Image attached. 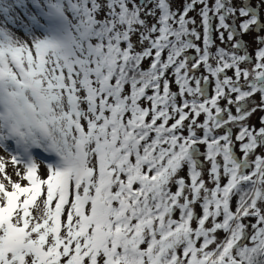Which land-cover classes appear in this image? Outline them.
<instances>
[{"label": "snow or ice", "instance_id": "1", "mask_svg": "<svg viewBox=\"0 0 264 264\" xmlns=\"http://www.w3.org/2000/svg\"><path fill=\"white\" fill-rule=\"evenodd\" d=\"M33 3L61 37L0 23V108L39 99L72 163L11 157L26 186L0 182V264H264V0Z\"/></svg>", "mask_w": 264, "mask_h": 264}, {"label": "rangeland", "instance_id": "2", "mask_svg": "<svg viewBox=\"0 0 264 264\" xmlns=\"http://www.w3.org/2000/svg\"><path fill=\"white\" fill-rule=\"evenodd\" d=\"M212 0H210V3ZM234 2L239 5L241 0H234ZM185 3V0H171V7L172 9L175 10H180L182 11L183 9V4ZM259 3V0H251V6L255 7ZM1 5H5L7 7L2 8ZM201 6L197 5L196 6V11L190 12L189 17H193L196 19L197 24L200 22V17L197 15V11L199 10ZM21 10V9H19ZM18 8L12 4L11 7H9V2L8 0L5 3V0H0V23H3L7 26L8 29L11 30V33L14 34L15 37L20 38V39H28L29 36H35L39 38H45L49 37L48 34H45V30H42L39 26H35L34 22L31 17L23 14L20 12ZM25 10V9H22ZM259 16L262 20H264V7H261L259 10ZM12 21V22H9ZM21 21L23 23H21ZM239 23V21L237 22ZM191 27V26H190ZM201 33V37L203 35V29H199ZM60 31L58 28H55V34H59ZM264 35V33H261ZM214 39H215V45L219 47H229L228 44H221L220 40L218 39V34L214 33ZM256 35L255 32L249 33L247 35H243L240 37L241 41L245 43L247 51L250 55L253 56V63L250 65H242V67H248L252 68L254 67V53L255 50L259 47L255 42H254V36ZM227 38V33H225V39ZM135 39V38H134ZM200 44L202 47V39L201 41L197 42ZM216 48L213 47L211 51L215 52ZM189 55H195L194 51H189ZM201 72H203V67H201ZM198 75L200 73H197ZM228 76H233V71L229 70L227 72ZM172 91H178L177 87L173 84L172 85ZM211 92V89H210ZM256 104H259L261 101V96L259 94H256L254 97L251 98ZM226 101L221 100L220 105L221 107L226 105ZM233 114H235V108H232ZM264 116V112L257 110L255 113L252 114V116L249 118L248 123L250 125H254L257 129L261 126L260 124V118ZM204 119L203 116L199 118V121L202 122ZM187 123V122H186ZM238 131V129H233V133L235 134ZM202 135V132L198 133ZM217 134H222V131L217 133ZM0 161L5 163V172L0 173V182L5 183L6 187L10 190V184L8 180H5L4 177L7 176L12 182H19L21 183L22 186H26V182L22 181L20 177L15 175V172L17 170H20L22 172V168L17 165H13L11 163V157H15L19 160H22L25 164H30V163H35L37 164L40 169L38 170V174L41 176L46 175L45 172V167H52L56 168L58 167L57 163V158L55 156H52L51 158L44 159L46 151L41 146L40 144L35 145L38 147L39 151H42L41 156H36L37 154H40L41 152H37L34 149L28 150L27 148L23 147L21 148L19 145V142L17 140H14L11 137H5L3 135H0ZM204 148L201 146V151H203ZM260 151V150H258ZM237 155H240L238 147H237ZM50 159V163L46 162ZM205 179H207V176L205 175ZM223 182V181H222ZM199 211V209H197Z\"/></svg>", "mask_w": 264, "mask_h": 264}, {"label": "clouds", "instance_id": "3", "mask_svg": "<svg viewBox=\"0 0 264 264\" xmlns=\"http://www.w3.org/2000/svg\"><path fill=\"white\" fill-rule=\"evenodd\" d=\"M54 36L59 39L61 34H54ZM32 103L36 106L28 107L21 101L19 107H12L10 113L0 108V113H3V119H0V135L17 140L21 148L38 140L47 145L57 156L58 167L56 168L66 170L72 163V157H68L66 152L58 154L55 150L54 142L59 143L61 137L57 135L52 125L47 109L40 106V100L35 99Z\"/></svg>", "mask_w": 264, "mask_h": 264}, {"label": "trees", "instance_id": "4", "mask_svg": "<svg viewBox=\"0 0 264 264\" xmlns=\"http://www.w3.org/2000/svg\"><path fill=\"white\" fill-rule=\"evenodd\" d=\"M6 1L7 0H5V3ZM8 2H9V7H11V5L14 4L18 8V10L21 9L19 10L20 12L31 17L34 22V25L37 27L39 26L42 30H45V34H48L49 37L53 36L55 28H58L59 31L61 30L60 23L58 21L48 18L45 14H43L41 10L34 5L33 0H8ZM42 2L43 0H41V3ZM1 7L5 8L7 6L1 5ZM144 67L145 68L148 67L147 61L144 63ZM186 134L187 133H185V135ZM38 144L43 146V148L46 151V153H44L45 154V157H43L44 159L51 158L52 156H55V158H57V156L51 151V149L47 145L40 143L38 140L35 142L33 141L29 146H25V148L29 149V147H34L38 149V147L35 146Z\"/></svg>", "mask_w": 264, "mask_h": 264}, {"label": "flooded vegetation", "instance_id": "5", "mask_svg": "<svg viewBox=\"0 0 264 264\" xmlns=\"http://www.w3.org/2000/svg\"><path fill=\"white\" fill-rule=\"evenodd\" d=\"M254 55H255V53H254Z\"/></svg>", "mask_w": 264, "mask_h": 264}]
</instances>
